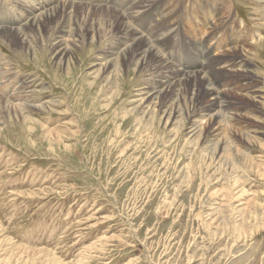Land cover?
<instances>
[{"label":"rangeland","instance_id":"374dc122","mask_svg":"<svg viewBox=\"0 0 264 264\" xmlns=\"http://www.w3.org/2000/svg\"><path fill=\"white\" fill-rule=\"evenodd\" d=\"M0 20V264H264V0Z\"/></svg>","mask_w":264,"mask_h":264},{"label":"bare ground","instance_id":"6f19581e","mask_svg":"<svg viewBox=\"0 0 264 264\" xmlns=\"http://www.w3.org/2000/svg\"><path fill=\"white\" fill-rule=\"evenodd\" d=\"M152 3V2H151ZM133 4V3H132ZM145 5H148L149 4V1H148V3H144ZM59 7V6H58ZM154 12H157V7L155 6V8H154ZM52 14V13H51ZM55 14V13H54ZM116 15V14H115ZM124 15V14H123ZM53 16V15H52ZM103 16V15H102ZM127 16V15H126ZM40 17V16H39ZM38 17V18H39ZM49 17V16H48ZM51 18V17H50ZM64 18V17H63ZM125 19V18H124ZM1 21V20H0ZM38 21H39V19H38ZM42 21V20H41ZM59 22V21H58ZM201 24V23H200ZM202 25V24H201ZM30 27V26H29ZM200 27V26H199ZM5 28V27H4ZM13 28V27H12ZM17 28V27H16ZM39 28V27H38ZM40 29V28H39ZM203 30V29H202ZM156 32V31H155ZM178 32V31H177ZM203 32V31H202ZM150 33V32H149ZM9 35V34H8ZM93 35V34H92ZM96 35V34H95ZM22 36V35H21ZM26 37V36H25ZM18 39V38H17ZM26 39V38H25ZM162 39V38H161ZM24 43H25V41H24ZM68 44V43H67ZM156 44L160 47V45H161V43L160 42H156ZM25 46V45H24ZM63 46V45H62ZM64 47V46H63ZM67 47V46H66ZM69 47V46H68ZM130 47V46H129ZM145 47H148V46H145ZM159 47H149L147 50H144V49H141L142 47H140V48H138V49H136V51H133L132 53H133V57L135 58V55H137L136 57L137 58H141V56L140 55H142V54H147V53H149L148 55H149V57H151L152 58V62H153V65H159L158 64V57H157V55H156V53H158V55L160 56L161 55V51H160V48ZM32 49V48H31ZM129 50H130V48H129ZM63 55V54H62ZM203 55H204V53H203ZM121 56V55H120ZM122 57H124L125 59H130L129 57V55H127L126 53H124V54H122ZM132 58V57H131ZM144 59L142 60V61H140L141 63L138 65V67H140V66H142L143 64H145L146 62V60L148 59V56H146V57H143ZM133 59V58H132ZM162 59V58H161ZM115 60V59H114ZM132 61V60H131ZM150 61V60H149ZM164 61V60H163ZM214 61V60H213ZM120 62V61H119ZM123 63V62H122ZM129 63H131V62H129ZM117 64H119V63H117ZM146 65V64H145ZM117 67V66H116ZM146 67H147V65H146ZM161 67V66H160ZM169 67V66H168ZM110 68V67H109ZM157 69V68H156ZM177 70V69H176ZM119 71V70H118ZM142 71V70H141ZM163 70H161V72H162ZM165 71V70H164ZM184 71V70H183ZM174 72V71H173ZM185 72H187V71H185ZM155 73H157V72H155ZM178 73V72H177ZM183 73V72H182ZM192 73V72H191ZM190 73V74H191ZM117 74V73H116ZM164 74V73H163ZM184 74V73H183ZM186 74V73H185ZM152 75V74H151ZM168 75H173V78L172 79H179V78H177L176 77V74H174V73H168ZM167 75V73L166 74H164V75H162V76H168ZM189 75V74H188ZM187 75V76H188ZM192 75V74H191ZM161 76V75H160ZM179 76H183V75H179ZM193 76V75H192ZM151 77V76H150ZM158 77V76H157ZM172 77V76H171ZM184 77V76H183ZM195 77H197V76H195ZM160 78V77H159ZM186 78V77H185ZM184 78V79H185ZM188 78H190V77H187L186 79H188ZM153 79V78H152ZM171 78L169 77V80H170ZM149 81H150V79H149ZM160 81V80H159ZM174 81V80H173ZM168 82V81H167ZM178 83V82H177ZM191 83V82H190ZM189 83V84H190ZM196 83H197V81H196ZM195 83V84H196ZM203 81L201 82V83H198L197 85L199 86V89H200V91H202L203 89ZM171 84L172 85H174L173 84V82L171 81ZM170 84V85H171ZM188 84V83H187ZM161 85V84H160ZM164 85V84H163ZM166 85V84H165ZM186 85V84H185ZM190 86V85H189ZM249 86V85H248ZM205 87V86H204ZM164 88V87H163ZM162 88V89H163ZM168 88H170V87H168ZM155 89V88H154ZM196 89V88H195ZM194 89V90H195ZM156 90H158V89H156ZM207 90V89H206ZM211 90V89H210ZM152 91H154V90H152ZM151 91V92H152ZM214 91V90H213ZM199 92V91H198ZM215 92V91H214ZM249 92V91H248ZM213 93V92H212ZM255 95V94H254ZM178 96V95H177ZM214 96V95H213ZM179 97V96H178ZM215 97H216V95H215ZM220 97V96H219ZM222 97V96H221ZM165 98V97H164ZM197 98V97H196ZM48 100V99H47ZM141 100V99H140ZM175 102H176V100H175ZM178 102V101H177ZM11 105V104H10ZM51 105V104H50ZM12 106V105H11ZM18 106V105H17ZM40 106V105H39ZM42 107V106H41ZM214 107V106H213ZM8 108V107H7ZM10 108V107H9ZM29 108V107H28ZM215 108V107H214ZM16 109V108H15ZM17 109H18V107H17ZM34 109V108H33ZM227 109V108H226ZM14 110V109H13ZM17 111H19V109L17 110ZM38 111V110H37ZM213 111V110H212ZM220 110H218L217 112H219ZM11 112V111H10ZM15 112V111H14ZM182 112V111H181ZM208 113V112H207ZM209 113H211V111L209 112ZM220 113H224V111H220ZM175 114V113H174ZM207 115H209V114H207ZM214 115V114H213ZM212 115V116H213ZM217 117V116H216ZM213 118H214V116H213ZM223 119V118H222ZM212 120V119H211ZM215 120V119H214ZM194 122V121H193ZM12 123V122H11ZM257 214V213H256Z\"/></svg>","mask_w":264,"mask_h":264}]
</instances>
